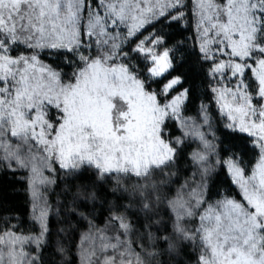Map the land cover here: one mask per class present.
<instances>
[{"label": "snow or ice", "instance_id": "obj_1", "mask_svg": "<svg viewBox=\"0 0 264 264\" xmlns=\"http://www.w3.org/2000/svg\"><path fill=\"white\" fill-rule=\"evenodd\" d=\"M0 165V264H264V0H0Z\"/></svg>", "mask_w": 264, "mask_h": 264}, {"label": "trees", "instance_id": "obj_2", "mask_svg": "<svg viewBox=\"0 0 264 264\" xmlns=\"http://www.w3.org/2000/svg\"><path fill=\"white\" fill-rule=\"evenodd\" d=\"M166 32L173 34V39H183L185 36L190 37L194 40L193 29H186L182 25L172 24L171 28H165ZM145 35L148 33L145 32ZM188 56V53H185ZM189 68V65H185V68L182 69L186 71ZM67 70V69H65ZM166 82V81H162ZM197 91L196 95L192 97V106L193 108L198 107L201 103H204L210 107V110L213 114L216 113L217 108L215 102L211 99V94L208 88L205 86L204 78L199 77L197 80ZM155 86V85H154ZM194 113H188L192 115ZM177 134H179L177 132ZM245 161L255 163L253 154L248 152L245 155ZM181 167H183V162H181ZM184 175H187L185 172ZM23 173H12L7 171L3 166H0V217L8 215H18L22 221H26L31 213V203H30V193L27 188V181L23 178ZM92 178L91 173H85L80 182H87ZM217 182L221 189H227L230 185V178L226 175V170L220 172L217 177ZM58 192L59 189H56ZM233 191L235 188L233 186ZM55 195H51L50 199L54 202ZM15 222V221H13ZM72 261H76L75 256H71ZM190 256V250H186L185 253H182L180 257L172 258V264H183L184 260L188 259ZM60 259V257H57Z\"/></svg>", "mask_w": 264, "mask_h": 264}, {"label": "rangeland", "instance_id": "obj_3", "mask_svg": "<svg viewBox=\"0 0 264 264\" xmlns=\"http://www.w3.org/2000/svg\"><path fill=\"white\" fill-rule=\"evenodd\" d=\"M0 166H2V165H0ZM30 193V192H29Z\"/></svg>", "mask_w": 264, "mask_h": 264}]
</instances>
